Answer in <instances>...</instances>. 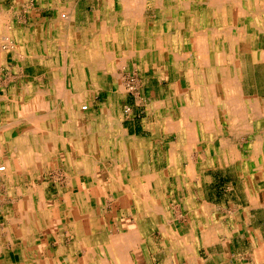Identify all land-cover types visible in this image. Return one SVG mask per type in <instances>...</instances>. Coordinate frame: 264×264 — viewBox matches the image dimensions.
Returning <instances> with one entry per match:
<instances>
[{
	"label": "bare ground",
	"instance_id": "bare-ground-1",
	"mask_svg": "<svg viewBox=\"0 0 264 264\" xmlns=\"http://www.w3.org/2000/svg\"><path fill=\"white\" fill-rule=\"evenodd\" d=\"M146 2L119 0L121 8L114 12L110 10L111 5L106 4L104 12L98 13L92 21L91 32L76 28L71 6L59 4L58 0L52 1L56 11L54 19L42 22L38 34H26L24 28L21 31L19 23L11 19L12 9L0 8V65L5 63L12 72L19 71L16 78L12 76L10 87L4 89L0 98V179L6 180L7 185L8 182L16 185L15 188L6 186L5 193L25 196V200L20 198L18 203L20 196L13 200V209L6 206L0 212V264H132V250L148 238L147 227L159 226L166 240L176 238L170 225L172 220L167 215L169 202L164 191L176 178L185 175L191 178L196 174L191 164L187 174L183 168L175 167L176 154L184 158L188 156L189 148L181 147L182 144L167 145L164 151L170 161L169 168L150 173L147 154L152 145L143 137L134 136L127 140L129 132L122 130L120 103H113L110 97L99 106L97 118L89 122L85 109L106 88L109 76L118 78L121 99L131 91H135L138 97L143 95L148 113L156 118L159 129L167 133L184 131L187 137L184 144L189 147L188 139L198 136L200 131L220 130L230 108L233 109L230 114L236 115L235 121L241 114L248 122L247 117L253 112L251 107L247 110V105L240 107L235 101L238 97L234 100L229 93L238 89V85L224 87L217 79L216 74L221 70L215 68L221 66L225 55L206 52L212 47L229 45L230 41V44H236L233 35L252 30L254 20L260 24L257 31L264 33V10L257 9L259 3L264 5V0H149L148 3L161 10V16L153 23L140 20ZM228 37L232 40L229 41ZM184 45L187 52L195 53L200 74L207 73L205 67L211 70L209 81L188 79L187 94L182 91L180 81L167 76V63L173 62L177 72L178 63L187 59L185 55V58L179 56ZM190 55L186 56L189 58ZM143 66L146 71L163 74L162 78H166L170 86L168 95L164 88H160L161 93L156 97L144 94L141 82L151 91L156 83L148 75L143 79ZM137 67L140 80L132 72ZM199 78L202 79H196ZM223 90L225 94L221 92ZM183 99L186 103L181 107L178 104ZM251 106L256 109L258 105ZM106 156L113 160V165L102 170L101 161ZM13 165L21 168L15 169ZM49 171L55 172L56 180L65 179L70 186L75 177L80 184L83 175L93 181L85 190L80 184L84 192L64 193L63 203L67 207L63 211L51 202L49 205V188L46 190L39 182L43 173ZM101 173L106 175L108 198L112 200L116 213H123L119 218L123 232L118 230L120 222L116 225L105 222L107 198L97 193V189L103 190ZM188 190L195 193L192 186ZM92 198L96 199V204ZM252 198L251 205L255 199ZM189 202L186 217L191 232L182 236V241L201 236L206 239L215 237L217 230L208 228L212 209L198 203L196 198ZM255 203L254 206L258 205ZM60 216L66 219L69 232L66 240L57 241L58 249L53 256L49 221ZM38 238L42 241L39 242ZM8 245L13 248L19 245L16 254L21 256V262L15 260V251ZM191 250L188 247L186 253L190 254ZM62 255L67 257L64 262L60 260ZM261 255L255 256L257 264H264Z\"/></svg>",
	"mask_w": 264,
	"mask_h": 264
},
{
	"label": "crops",
	"instance_id": "crops-1",
	"mask_svg": "<svg viewBox=\"0 0 264 264\" xmlns=\"http://www.w3.org/2000/svg\"><path fill=\"white\" fill-rule=\"evenodd\" d=\"M52 1L53 0H14L12 2L14 10L12 8L10 9H12L13 13H18L21 15L26 12L27 18L30 17L28 19L30 27H27L26 34H38V27L42 24V22L52 20L56 13L52 7ZM148 1L149 0H147V2L144 4L145 7L142 17L144 18L145 10L149 8L152 13L151 17L154 16V19L157 20V18L161 16V10L159 8H155L153 5H151V2L148 3ZM95 2L98 8L94 9V19L98 13L103 11V7L106 4L111 5L110 10L113 12L119 10V0H95ZM58 3L62 5H70L72 12L78 20V6L81 5V0H58ZM1 7L8 8L6 4H4V0H0V8ZM151 17L148 18L150 22ZM259 26V21L254 20L253 28H251L252 30H247L246 32L233 35L236 37V44H230V40H232V38L228 37L230 41L229 45H225L222 48L212 47L208 50V52H206V54L215 52L225 55L222 56L221 66L215 68L216 70H221V73L216 74L217 79L221 80V85H224V87L227 85L236 87V85H238V89L235 91L230 90L229 93H231L234 100L236 97H238L235 101L240 104V107L247 105L245 106L246 110L249 106L251 107H249L251 109L250 111L253 112L247 117L248 122L244 120L241 114L238 116V120L235 121L233 118H235L236 115H232L233 109L230 108L229 112L232 114L229 113V115L224 117L227 120L223 122L220 130L200 131L198 136L194 138L192 137L194 140L188 139V142L191 143L190 147L192 153L195 156L192 157V163H189V160L184 161L181 158V154L180 156L179 153L176 154V168L179 167V170H181L180 167L183 168V172H186L187 174V168L191 164L192 170L196 173H194L195 175H193L191 178H186L185 175L177 179L181 181L186 179L192 180L195 185L197 202L205 206H209V208L212 209V214L209 216L208 220V225L210 224L208 228L217 230V232L215 231L216 234L214 233L215 237L213 235L209 239H206V237L201 236V238H196L195 240L183 239L182 241V236H185L191 232V224L188 222V219L181 218L177 210L175 212L177 215L170 225L172 231L178 237L176 236L173 241L170 240L172 242L171 243L169 240L164 239L161 229L159 230V226H156L154 229L150 226L149 229L153 231L156 230L159 237L154 238L152 236V231L149 234V238L144 240L142 244L139 243L138 246L135 247L136 249L132 250L134 253L133 257H131V261L133 260L132 262L134 264H141V262L142 264H257L255 261V256L258 254H262L260 258L264 259V33L262 31H257ZM209 51H211V53ZM181 52V55H185L187 59L178 63V67L176 69L177 72H175L174 75L175 81H180L184 88L185 85L187 86L188 84V79L193 81H209L211 70L208 67H205L204 69H206L207 73H199L201 68L198 66V61L193 55L195 53L186 51ZM186 53L188 55L191 54V57L188 58ZM235 73L236 75H234ZM198 77H202V79H196ZM235 81L238 82V84H235ZM160 82L163 83L166 81H159V83ZM237 90H239L240 93L237 92ZM221 92L225 94L224 90ZM256 99L259 104L257 103ZM254 101L256 104H254ZM251 104H253L254 107L258 105L257 108H259V110L257 108L253 109ZM253 113H255V116ZM246 125L248 128H245ZM124 130L129 132L127 136L128 139L132 138L133 136H139L130 135L129 129ZM145 132L146 134L144 135H149V138H151L153 133L147 132L146 130ZM183 132L184 131L180 130L167 133L159 129L156 139L158 138V144L162 146H166L171 143L175 145L184 144L187 142V140L185 142V134ZM144 135L142 134L140 137L146 138ZM181 147H179V149ZM202 155L204 157H202ZM157 164L159 171L169 168L170 161L167 158L165 151L161 153L160 162ZM54 180L56 181V189L54 192L52 191V193H81L84 192L83 190L89 188V186L86 184L85 175L81 181V187L84 188L83 190H81V187H79L80 184L78 182L77 187H75L73 183L74 178H72L71 186L68 185L65 179L58 181L54 178ZM60 181H62V183H59ZM215 181L239 182L240 190L234 192L238 195V201L232 198V200L227 204L225 201L223 203H217L209 202V200L204 199L202 194L206 193V191L203 189L204 183L210 184L214 183ZM200 185L202 187L201 191ZM64 186H66V188H64ZM97 190V193H108V191H104L102 189ZM168 194L171 196V193ZM183 195L184 194H182V192L177 193L179 198ZM253 196L255 199L251 205L250 202L252 201ZM250 198H252L251 201ZM205 203L209 204L206 205ZM253 203L258 204L255 205L257 207H255ZM186 223L188 225H186ZM118 230L120 231L119 226ZM227 231H229L231 234L228 235ZM178 238L180 239V242ZM54 240L59 239L55 238ZM238 245L249 248L245 252H239V250H237ZM255 245L256 248H254ZM260 245H262V247L260 250H257L259 249ZM188 247L192 249L190 254L188 252L186 253V249ZM260 251H262V253Z\"/></svg>",
	"mask_w": 264,
	"mask_h": 264
},
{
	"label": "rangeland",
	"instance_id": "rangeland-1",
	"mask_svg": "<svg viewBox=\"0 0 264 264\" xmlns=\"http://www.w3.org/2000/svg\"><path fill=\"white\" fill-rule=\"evenodd\" d=\"M14 0H4V4H6V6L8 8H12L14 10V6L12 4ZM96 5L95 0H81V5L78 6V20L75 17L76 20V28H81L86 29L88 32H91L92 30V21L94 20V9L98 8V6H94ZM120 5V4H119ZM108 6V5H107ZM106 6V7H107ZM119 8H121V6H119ZM254 8V7H253ZM259 8H262V10H264V5L263 4H258L257 5V9L259 11ZM106 8L103 7V11ZM73 13V12H72ZM74 14V13H73ZM152 16L151 10H149V8L147 10H145L144 13V18H140V20H148V18H150ZM55 17V15H54ZM53 17V19H54ZM13 18V19H12ZM30 17L27 18V14L26 12H24L22 15L18 14V13H14L13 16L11 17V19L13 21H15L16 23H19V29L22 31V29L24 28L25 30H27V27H30V23L28 21ZM52 19V20H53ZM50 20V21H52ZM151 22L155 21L154 16L151 17ZM28 21V22H27ZM32 22V21H31ZM102 26H105V23H102ZM22 28V29H21ZM32 31V30H31ZM29 31V32H31ZM183 50L180 49L179 51V56L181 55V51H188V49L186 48V46L184 45ZM188 55V54H186ZM195 57L196 55L193 54ZM182 56V55H181ZM182 58H185L184 55L182 56ZM10 62V61H9ZM168 64V70H167V76L168 77H174L175 75V70H174V66L173 62L172 63H167ZM11 67L14 66L13 63H11L10 65ZM144 68V66H143ZM19 72V71H18ZM17 71H11L10 69L6 68L5 63H3V65H0V98L3 96L4 94V89L7 87H10V84L12 83V76L15 78L17 77L18 74ZM132 72L135 74V78H139V67H137L136 69H133ZM143 79H146V75H148L149 77H151V81L154 83H156L155 88L151 91L150 87H147L145 84L142 85L143 82L140 83V87H143L144 90V94L147 96H149L150 98L152 97H156L158 95H160L161 91L160 88H164L166 94L168 95V92L170 91V86L168 83V80L166 78H162L163 74L160 73H154L153 70L150 71H146L145 68L143 69ZM147 72V73H146ZM170 73V74H169ZM14 78V79H15ZM162 78L161 81H166V82H161L159 83L160 79ZM141 78H139L140 80ZM118 78H116V76H109V81L106 86V88H104L102 91H100V93L98 95H96L95 99L90 103L89 107H86V114L89 117V122H91V120H94L97 118V113L99 111V106L103 103H106L110 97H112L113 99V103L117 104L120 103V112L122 113V122H121V126H122V130L124 129H129L130 131V135H139L138 137L142 136V134H146L145 130L147 132H151L153 133L151 138H149V135H144L146 138V140L149 142V144H151V148L148 151V162H149V171L150 173H153L154 171H163L164 169L160 170L158 169V162H160V155L162 153V151H166V146H162L160 144H158V138L156 139V135L158 131L154 130V129H159V126L157 125V123L155 122L156 118L154 116H150L148 113V107L146 105V102H144V100L142 99L143 95L141 96H137V93L135 91H131L129 93L126 94L124 99L122 98L121 93L119 92V86H118ZM117 83V84H116ZM161 86V87H160ZM109 89H112V95L110 94ZM187 89H189V84H187V86L185 85V88L182 86V91L184 93L187 94ZM185 90V91H184ZM232 91V90H231ZM185 94V95H186ZM184 95V96H185ZM137 96V97H136ZM183 97V96H182ZM187 97V95H186ZM122 100V101H121ZM141 100V102L139 101ZM143 102V103H142ZM185 99L182 100V102H180L178 105L181 107L185 106ZM92 104V105H91ZM151 125L150 128L149 126ZM157 125V126H155ZM222 125V123L220 124ZM219 127V126H217ZM145 128V130H144ZM221 128V126H220ZM124 131V130H123ZM156 131V132H155ZM164 132H166L165 130H162ZM148 134V133H147ZM134 137V136H133ZM132 137V138H133ZM132 138H127V140H131ZM186 136H185V140H186ZM9 139V138H8ZM124 139V137H123ZM163 147V148H162ZM182 147L185 148H189L187 152L188 156H183L184 158H182L184 161L189 160L188 162L191 161V156H194V154L192 153L191 147L186 146V144H182ZM161 151V152H160ZM191 151V153H190ZM9 159V157H6ZM102 170L105 169V167L110 168L113 165V160L111 158H109L108 156L104 157L102 159ZM14 166V165H13ZM15 169H20L21 167H19V165L14 166ZM105 173H101L100 177H101V181H102V185H103V190L107 188V183H106V175ZM37 176V174H36ZM56 177L55 172L49 171L48 173H43V175L40 177L39 182H42L45 185V189L47 190V193H49V197L47 199V202L49 203V205L51 206V204L53 206H55L57 209H62L63 211L66 209L67 204L63 203L64 202V193H52V191L54 192L56 189V181L54 180V178ZM84 177V175L80 178V180H82ZM104 177V178H103ZM16 178V177H15ZM16 179H20V177L16 178ZM15 179V180H16ZM47 179V180H46ZM79 180L80 184L81 181ZM92 178L86 175V184L87 186L90 185V183L92 182ZM6 180L4 179H0V212L3 211L5 208H7L6 206H8V208L13 209L15 206V202L13 201L15 198H19L17 199V203L19 202V199L21 198V200H25V196H21V193H5V189L7 188L6 186L10 185V187H16L15 184H13L12 182H8V185L6 184ZM22 183V182H20ZM59 183H62V181H60ZM75 187H77V179L74 178L73 181ZM48 185V186H47ZM2 186V187H1ZM192 186L195 192V185L194 182H189V181H178V179L176 178L174 181H172V184L170 183L166 188L164 193H166V201H168L169 203L166 205L167 208V215L170 216L171 220L174 221V218L176 217L177 214H175V212L178 210L181 218H185L188 219L186 217V215H188L189 213L187 212V210L189 209L188 204L190 203L189 201H191L192 198H196V192L192 193V190H188V187ZM14 187V188H15ZM66 188V186L64 187ZM202 187L200 185V191H201ZM203 189L206 191V193H202L204 199L209 200V202H217V203H223L224 201L228 204L232 198H234L235 200L238 201L237 197V193H234L238 190H240V183L239 182H229V181H215L214 183H204ZM104 190V191H105ZM107 191V190H106ZM178 192H182V194H184L183 196H180V198L177 196ZM171 193V196H169ZM175 193V194H174ZM2 194L4 195V197L6 198H2ZM12 194V195H11ZM69 195V193H67ZM105 194V195H104ZM103 197L107 198V200L105 201L104 205V219L105 222H107L109 225H116V223H119V227H120V232L124 231V227L121 221H119L120 217H122L123 213H121L119 211V213H116V208L113 207V202L112 200H109V196L107 193H102ZM163 195V194H160ZM7 196V197H6ZM100 196V195H99ZM50 199V200H49ZM174 199V200H173ZM203 199V198H202ZM109 200V201H108ZM93 204H96V199L92 198ZM111 201V202H110ZM205 201V200H204ZM51 202V204H50ZM132 202V203H131ZM58 203V204H57ZM131 206L132 208L134 207V200L131 198L130 200ZM206 205H208L207 203H205ZM211 204V203H210ZM13 205V206H12ZM213 207V206H212ZM120 210L122 207H119ZM119 208H117L119 210ZM136 212V210H135ZM121 214V215H120ZM53 221V222H52ZM171 221V222H172ZM50 226H49V231L52 233L51 238L49 239L51 241V248H52V253L53 256L56 255V251L58 249V244L57 241L58 240H54L55 238L59 239V240H66L67 238V233L69 232L68 230V224L66 219L64 218H57L55 220L50 219ZM55 222V223H54ZM184 222V221H183ZM189 222V219H188ZM186 225H188L186 223ZM123 228V229H122ZM53 230V231H52ZM56 231V233H55ZM153 230L148 229L147 227V237L149 238V234L152 232ZM153 237L154 238H158V234L157 231H153ZM38 241L41 242L42 239L38 238ZM10 247L13 248L12 245H8ZM249 247H241V245L237 246V250H239V252H245L246 250H248ZM20 247L19 245H15L13 248V257L15 258V260L20 261L21 262V256L17 255L16 251L19 250ZM133 253L131 254V257H133ZM140 253V252H139ZM138 254V253H136ZM67 257L66 256H60V260H62L63 262L66 261ZM132 264H134L131 261ZM142 264V262H141Z\"/></svg>",
	"mask_w": 264,
	"mask_h": 264
}]
</instances>
